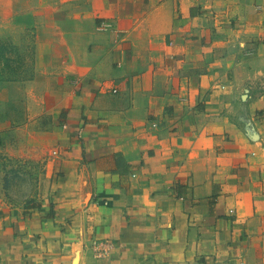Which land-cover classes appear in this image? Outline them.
<instances>
[{"label": "crops", "instance_id": "0c3cea01", "mask_svg": "<svg viewBox=\"0 0 264 264\" xmlns=\"http://www.w3.org/2000/svg\"><path fill=\"white\" fill-rule=\"evenodd\" d=\"M26 30L0 153L55 184L0 191V264H264V0H0V32Z\"/></svg>", "mask_w": 264, "mask_h": 264}, {"label": "rangeland", "instance_id": "374dc122", "mask_svg": "<svg viewBox=\"0 0 264 264\" xmlns=\"http://www.w3.org/2000/svg\"><path fill=\"white\" fill-rule=\"evenodd\" d=\"M22 44L8 31L0 32V82H22L33 76V32L26 30ZM54 152L52 155L54 156ZM1 194L11 207L30 208L53 195L55 173L42 160L0 153Z\"/></svg>", "mask_w": 264, "mask_h": 264}, {"label": "built area", "instance_id": "2783aa9c", "mask_svg": "<svg viewBox=\"0 0 264 264\" xmlns=\"http://www.w3.org/2000/svg\"><path fill=\"white\" fill-rule=\"evenodd\" d=\"M112 24L108 22H104L100 25V29L102 31L109 30ZM156 126V125H154ZM54 156L58 155V152L53 153ZM91 250L93 251L95 257L97 258H106L110 255L112 249L114 248V244L107 240H94L91 243Z\"/></svg>", "mask_w": 264, "mask_h": 264}]
</instances>
